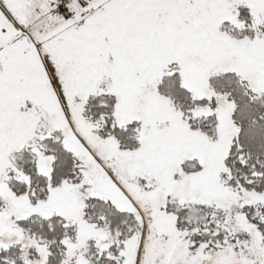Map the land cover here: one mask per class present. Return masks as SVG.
Returning a JSON list of instances; mask_svg holds the SVG:
<instances>
[{
	"label": "snow or ice",
	"instance_id": "1",
	"mask_svg": "<svg viewBox=\"0 0 264 264\" xmlns=\"http://www.w3.org/2000/svg\"><path fill=\"white\" fill-rule=\"evenodd\" d=\"M0 264H264V0H0Z\"/></svg>",
	"mask_w": 264,
	"mask_h": 264
}]
</instances>
